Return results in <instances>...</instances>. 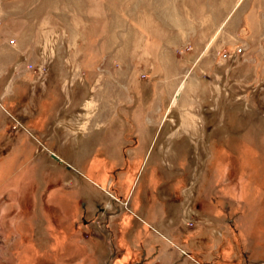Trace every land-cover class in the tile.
<instances>
[{
  "label": "rangeland",
  "instance_id": "374dc122",
  "mask_svg": "<svg viewBox=\"0 0 264 264\" xmlns=\"http://www.w3.org/2000/svg\"><path fill=\"white\" fill-rule=\"evenodd\" d=\"M156 219L264 264V0H0V264H147Z\"/></svg>",
  "mask_w": 264,
  "mask_h": 264
},
{
  "label": "crops",
  "instance_id": "0c3cea01",
  "mask_svg": "<svg viewBox=\"0 0 264 264\" xmlns=\"http://www.w3.org/2000/svg\"><path fill=\"white\" fill-rule=\"evenodd\" d=\"M172 101H173V98L171 99V103H170L171 106H172ZM52 116L54 118V122L51 125L48 126V127H50V131L49 132H50L51 135L58 137L57 139H58V141L60 143L56 144L57 143V139H55V138L54 139H47L46 140L47 144L52 146V147L49 148L48 146H46L44 144L43 148H45L46 150L57 151V150L60 149L61 141L64 139L63 140V144L64 145L66 144V146L70 145V144L74 145V147H73L74 150H77V149L78 150H84V149L88 150V133L83 134V137H81L78 140H76V139L73 140V139L70 138V136L72 135L71 130L76 128L77 126H73L72 124H70L69 122H66V121H69L70 117H72L73 115H52ZM80 119H82V118H80ZM80 126H78V127H80ZM65 130L68 131L67 134H65L66 133ZM26 132L29 135L31 134L29 130H26ZM63 132H65V133H63ZM61 134H62L63 137H60ZM54 145H57L58 147H56ZM54 155H56V154H54ZM60 165H62V164H60ZM91 183L94 186H96L97 188H100V186L98 184L93 183L92 181H91ZM109 197L112 200L116 201V197H114L113 195H109ZM118 202H120L122 204V206H127V204H128L127 202L125 203L124 201L122 202L120 200H118ZM132 207L136 208V209H138L140 211L142 210L141 209L142 205H139V206L132 205ZM167 208H170V206L168 205L166 207V209ZM131 214L134 215L133 213H131ZM144 216H145V214H144ZM141 220L143 221V223L145 225H147L146 218L145 219L143 218ZM162 220L163 219H159V220L156 219L154 224L153 225L150 224L151 226L148 225V227H155V228H151V229H154L156 232L158 230L159 231L164 230L167 233L166 234V237H167L166 238V242L167 243L161 242L159 244L160 251L155 253V254H153L152 257H151L152 261H150L147 264H189L187 260H189V262L191 264H199L198 261H196V260H194V259H192V258L187 256L188 255L187 252H186L187 245H185L182 241L181 242H176L175 235L173 234V231L175 230L174 229L175 227H173L172 225L170 227H166L165 226L164 229H159L157 227L158 225H160V223H162ZM141 228H142V230L139 231L140 234H142L143 236H145L146 234H149V233H147V229L144 226L141 227ZM149 236H151V235H149ZM152 237L155 238L154 236H152ZM135 245H136L135 242H133V247H136ZM147 249L151 250V246H148ZM184 253H185V255H184Z\"/></svg>",
  "mask_w": 264,
  "mask_h": 264
},
{
  "label": "bare ground",
  "instance_id": "6f19581e",
  "mask_svg": "<svg viewBox=\"0 0 264 264\" xmlns=\"http://www.w3.org/2000/svg\"><path fill=\"white\" fill-rule=\"evenodd\" d=\"M183 87H184V83L179 87V89L177 90V92H176V94H175V96H174V98H173V101H172V106H174L176 103H177V100H176V97H177V95H178V93H180L181 92V90L183 89ZM51 155V154H50ZM51 158V157H50ZM56 162V161H55Z\"/></svg>",
  "mask_w": 264,
  "mask_h": 264
},
{
  "label": "water",
  "instance_id": "95a60500",
  "mask_svg": "<svg viewBox=\"0 0 264 264\" xmlns=\"http://www.w3.org/2000/svg\"><path fill=\"white\" fill-rule=\"evenodd\" d=\"M180 93H181V92H180ZM180 93H178V95H177V97H176V100H178V98H179V96H180ZM50 157H51V159H53V160L56 161L57 163L62 164V162H60L59 159H58L55 155L51 154ZM66 169H67V170H71L70 167H68V166L66 167Z\"/></svg>",
  "mask_w": 264,
  "mask_h": 264
}]
</instances>
